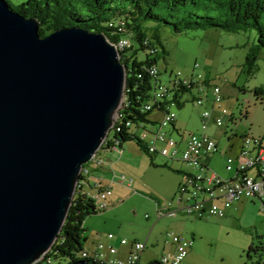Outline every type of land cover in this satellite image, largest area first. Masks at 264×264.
Masks as SVG:
<instances>
[{
	"label": "water",
	"instance_id": "obj_1",
	"mask_svg": "<svg viewBox=\"0 0 264 264\" xmlns=\"http://www.w3.org/2000/svg\"><path fill=\"white\" fill-rule=\"evenodd\" d=\"M107 37L78 24L41 36L38 17L0 0V264L52 248L117 120L127 65Z\"/></svg>",
	"mask_w": 264,
	"mask_h": 264
},
{
	"label": "rangeland",
	"instance_id": "obj_2",
	"mask_svg": "<svg viewBox=\"0 0 264 264\" xmlns=\"http://www.w3.org/2000/svg\"><path fill=\"white\" fill-rule=\"evenodd\" d=\"M104 16L111 17V12L107 10ZM160 36L163 48L157 43L160 50L157 66L163 83H169L170 72H180L182 76L194 74L197 77L200 74L202 80H214L221 86L224 97L221 104L234 114L236 124L232 125L227 118L223 125L213 122L206 128L205 132L218 142L220 151L232 135L231 129L238 134L264 137V93L257 94L255 91L256 87L264 90V49L258 56V70L250 76L242 71L246 56L258 41L255 29L231 33L217 27H192L178 32L172 26H165L160 29ZM139 56L145 57L143 52ZM195 63H199L196 69ZM203 87L202 91L198 87L193 89L196 97L200 95L204 98L202 104L194 103L190 96L185 106L172 108L176 113L178 132H204L201 129V113L205 110L212 111L214 95L212 90L207 91ZM222 114L218 112L215 116L223 117ZM151 117L161 118L155 111L151 112ZM178 132L174 131L173 135L178 136ZM118 147L119 150L101 149L100 156L106 165H101L98 171L93 170L91 160L85 164L90 170L86 175L89 180L95 185L100 177L108 179L106 184L113 185L115 194L119 196V203L115 206V216L108 222L102 215L109 213L111 208L88 215V223H84L87 226L84 234L88 233L93 237L105 225L114 228L122 224L123 228L130 229L134 225L142 227L149 223V229L154 224L156 233L169 238L168 231L179 230L177 226H173L169 216L162 215L158 219L156 202L160 200L165 203L175 198L177 189L174 195H169L173 174L168 169L153 164L150 155L142 150L137 139L122 141V149L121 146ZM163 160V157H157L155 163ZM211 166L222 177L229 178L226 158L220 153L213 158ZM123 176L127 179L126 183L121 182ZM83 186L85 190L90 189L88 182L83 183ZM231 207L224 217L189 219L180 223L181 229L185 230V237L191 238L194 235L195 238V255L189 257L186 264H249L247 250L252 242L264 243L263 201L256 197H243L236 208ZM148 248L152 249L153 246L149 244ZM59 263V260H55L51 264Z\"/></svg>",
	"mask_w": 264,
	"mask_h": 264
},
{
	"label": "built area",
	"instance_id": "obj_3",
	"mask_svg": "<svg viewBox=\"0 0 264 264\" xmlns=\"http://www.w3.org/2000/svg\"><path fill=\"white\" fill-rule=\"evenodd\" d=\"M115 44L122 52L132 47L127 36L118 38ZM198 66L199 63H195V69ZM158 68L156 64H151L144 69L147 74L153 77L154 82L150 96L139 101L141 104L139 109L142 113L161 110V118L157 121L147 117L146 119L130 118V124L123 123V116L126 117L124 111L130 105L128 97H123V105L117 113V120L104 142L111 144V150H119L118 146H121V142H113L114 135L116 132L125 130L128 134L139 138L147 153L154 156L161 155L169 160H182L186 165L188 169L183 172V181L177 188L175 198L167 201V205L157 204L159 216H176L181 213L196 217L204 215L224 217L227 209L243 197L260 198L264 206V143L260 138L250 134L242 136L243 144L238 155L226 158L228 165L235 163L237 168L234 176L227 179L216 171H208V165L202 160L204 156L220 151L218 142L205 133H180L176 129V113L172 108L178 107L179 103L185 101L183 87L189 92L195 87L202 91L203 86L207 91L212 90L214 95L212 104L223 113V117H213L214 123L223 125L228 118V122L235 125L236 117L228 107L221 104L224 99L221 86L213 80H202L200 74L197 77L194 74L182 76L180 72H170L169 83H163L159 77ZM203 99L199 95V97H194L193 101L202 104ZM211 114V110L201 113V129L208 128L212 119ZM174 131L179 133L178 136L173 135ZM233 131L234 129L230 130L231 133ZM100 154L101 148L92 156L91 161L94 168L104 164ZM88 171H90L88 168L85 169L86 173ZM126 181V177L123 176L122 182ZM83 183L85 180L78 183L79 193L91 200L97 211L102 212L109 209L108 199L112 194L111 186L95 185L89 190H85ZM129 184L131 185V182ZM170 203H173V206ZM167 236L175 244V249L173 253L164 254L159 261L161 264H181L186 259L193 240L172 230L168 231ZM97 237V243L93 248L82 250L80 254L82 259H91L100 264H138L145 243L121 238V245H129L126 256L121 258L117 256L118 248L108 244V240L111 241L115 237L114 233L102 230L97 234ZM48 252L35 264H51L54 260L52 255H47Z\"/></svg>",
	"mask_w": 264,
	"mask_h": 264
},
{
	"label": "trees",
	"instance_id": "obj_4",
	"mask_svg": "<svg viewBox=\"0 0 264 264\" xmlns=\"http://www.w3.org/2000/svg\"><path fill=\"white\" fill-rule=\"evenodd\" d=\"M7 3L26 16H36L40 19L41 36L48 35L57 29L78 24L84 28L104 32L109 40L116 42L118 38L127 36L132 41V47L121 53V60L127 65V81L125 97L130 105L125 109L126 119H146L150 112L142 113L139 107L142 98L150 96L154 79L145 72V67L158 62L161 44L160 29L172 26L178 32L192 27L207 29L217 27L236 33L255 29L258 41L250 49L244 63L247 75H253L258 70V56L264 49V0H6ZM109 10L111 17L104 16ZM144 39L148 40L144 44ZM158 48L150 57L147 51ZM143 52L145 57L139 56ZM160 75V74H159ZM183 92H189L183 87ZM256 93H264L262 88H255ZM140 97V99H139ZM185 101L179 103L182 108ZM135 114H132V113ZM137 139L125 130L116 132L113 142ZM111 148L109 142H104L101 149ZM145 150V149H144ZM146 151V150H145ZM151 155V154H149ZM151 155L150 157H152ZM86 166L81 173L85 180ZM81 190H83L81 188ZM93 202L82 196L77 190L75 198L67 214L58 239L54 242L47 255L59 264H77L85 260L86 264H100L91 259H82L80 254L84 249L87 237L84 234V220L89 214H96ZM249 264H264V243H254L247 250ZM151 264H161L154 261Z\"/></svg>",
	"mask_w": 264,
	"mask_h": 264
},
{
	"label": "crops",
	"instance_id": "obj_5",
	"mask_svg": "<svg viewBox=\"0 0 264 264\" xmlns=\"http://www.w3.org/2000/svg\"><path fill=\"white\" fill-rule=\"evenodd\" d=\"M243 70H244V67L242 68V71ZM256 88H259V87H256ZM193 93H194L193 90H191L190 92L184 93L185 102L188 101V98H190V96L192 97L191 99L193 101V98L197 96V95H194ZM183 106H185V104ZM178 108H180V107L178 106ZM211 108H212V114H211L212 119H211L210 123L213 124V122H214L213 117L214 118L217 117V116H215V114H217L218 112H221V111L217 107H215L213 104H211ZM154 111H152V112H154ZM155 112L158 113L161 116V112H162L161 110H156ZM149 115L150 116H147V118H149V119H152V120H155V121L160 119V118L159 119L152 118L151 117V112H150ZM177 127L178 126H177V122H176V129L179 131V128H177ZM205 130H203L204 131L203 133L207 134L205 132ZM203 133H201V134H203ZM231 134L232 135L227 139V144L225 145L223 150L218 151V152H216L214 154L213 153L212 154H208V155H206V156H204L202 158V160L205 162V164L208 165V171H211V170L214 171L212 169L211 163H212L213 158L217 155V153H220L222 155V157H225V158L236 157L238 155V153H239V151L241 149V146L243 144L242 136L245 135V134H248V133L238 134V132H236V130H234L233 133H231ZM208 136L213 138L211 135H208ZM259 138L264 143V137H262V138L259 137ZM213 140H215V139L213 138ZM121 147H122V144H121ZM103 149L111 150V148H108V147L103 148ZM143 151H145V150H143ZM160 156L161 155H156V156L153 155L151 157V161H152L153 164H158L162 168L168 169V172L173 174L172 177H171L172 186L170 187V194L169 195H174L177 187L180 184L181 178L183 177V172L186 171V169L184 168V166L186 167V165L183 163L182 160H178V159L169 160L168 158L163 157V156H161V157L164 158L163 161H160L159 163H155V158L160 157ZM104 165H106V163H104L102 166H104ZM98 169H100V167L94 168L93 170L94 171H98ZM226 169L229 172V178H232L234 176V174L237 172V168H236L235 163L228 165L227 161H226ZM86 175H85V182L89 183L90 188L95 186V185H100V186H106L107 185L106 183H107L108 179H105V178L101 179V177L100 178L98 177L100 180L97 178L98 181L94 185L93 182H91ZM108 186H111V188H112V194H111V196L108 199V202H109V205H110L109 209L111 208V210L109 211V213L102 215L104 220L107 221V222L113 216H115V214H116L115 206H116V204L119 203V200H118L119 196H117V194H115V190L113 189V185L110 184ZM238 202L236 201L235 203H233L231 209L232 208H236V204ZM156 203L157 204L160 203L163 206L167 205V201L165 203H162L160 200H157ZM170 205L173 206V203H170ZM192 216L181 214V213L177 214L176 216H169V218H171L172 221H173L172 222L173 226H177V229L179 230L176 233H179L182 236H185V234H184L185 230L181 229V225H180V223H182L185 220H189V219L190 220L191 219H196L197 220V219H203V218L211 217V216H208V215H204L203 217H196L195 215H192ZM146 217L148 219H150L149 215H147ZM161 217L162 216H159L158 219H160ZM85 221H86V223H88L87 217L85 218L84 223H85ZM86 228H87V226H85V229ZM103 230L115 234V237L111 241L108 240V244L115 245L118 248L117 256H119L121 258L126 256V253H127L128 249H129V245H121V238L122 239L126 238V239H128L130 241L136 240V241H140V242L145 243L144 244L145 247H144V250H143V252L141 254V258L138 261V264H151L154 261H159L161 259V256H163L164 254L166 255V254H169V253H173L174 249H175V247H174L175 244L171 241L170 238H167L166 236H164V237L160 236L159 233H156L154 231L155 230V225L154 224H153L152 228H150V229H149V223L145 224V226H142V227H137L136 225H134L130 229L123 228L122 224H119L118 226H115L114 228H110L107 225H105V228ZM98 233H99V231H97L96 234L93 235V237H90L88 235V233L85 234V236L87 237V240H86V242H84V248H93L94 247L95 243H97V239H98L97 234ZM191 239L192 240L194 239L193 240V245L190 247V250L188 252V255H187L186 259L183 260V262L181 264H186L187 260H189V257L191 258L193 255H195V247H193L194 246V242H195L194 235H192ZM149 244L151 246H153L152 249L148 248Z\"/></svg>",
	"mask_w": 264,
	"mask_h": 264
},
{
	"label": "bare ground",
	"instance_id": "obj_6",
	"mask_svg": "<svg viewBox=\"0 0 264 264\" xmlns=\"http://www.w3.org/2000/svg\"><path fill=\"white\" fill-rule=\"evenodd\" d=\"M125 97V96H124ZM123 123L125 124H130V120L129 119H126L125 116H123ZM118 142V141H116ZM104 143V142H103ZM103 145V144H102ZM102 147V146H101Z\"/></svg>",
	"mask_w": 264,
	"mask_h": 264
}]
</instances>
